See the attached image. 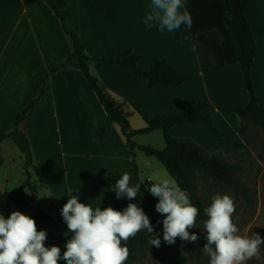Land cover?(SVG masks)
Returning a JSON list of instances; mask_svg holds the SVG:
<instances>
[{
    "label": "crops",
    "instance_id": "crops-1",
    "mask_svg": "<svg viewBox=\"0 0 264 264\" xmlns=\"http://www.w3.org/2000/svg\"><path fill=\"white\" fill-rule=\"evenodd\" d=\"M54 1L68 28L79 34L88 56L120 57L131 48L141 55L139 66L143 69L150 68L155 59H166L173 67L190 74L191 78L179 86L151 88L145 80L118 65L90 62V73L121 104L132 129L145 127V118L176 104L194 106L207 101L214 111L215 125L235 137L236 147L224 146V141L216 139L200 122L174 125L171 135L191 138L208 152L231 154L244 148L237 108L247 104L249 93L235 45L224 24L222 0H184L192 17L191 28L181 26L173 32H161L156 26L146 28L143 21L151 0ZM230 1L234 15H244L249 21L258 45L252 77L264 107V0ZM211 29L220 33L227 65L204 72L193 35ZM72 51L70 37L44 0H0V136L12 128L16 116L31 101L37 81L49 64L65 59ZM106 123V112L86 78L80 69L69 67L51 76L37 109L21 125L29 137L34 164L45 179L35 198L64 225L60 210L70 195L79 192V201L93 209L111 207L116 198L113 192L116 180L124 173L131 175L132 156L121 126L115 123L108 139L96 136V128ZM134 140L138 145L167 148L162 129L137 134ZM224 140L227 142L229 138ZM141 152L135 150L138 164L139 161L150 164L153 156L143 152V157ZM24 162L22 152L11 138L0 142V166L4 170L16 166L21 173L19 185L26 179ZM140 177L156 181L154 172L144 174L141 169ZM8 183L7 178L0 177L1 211L16 210L31 217L29 208L20 210L8 205V194L18 186L7 188ZM24 192L28 198L32 196L28 187Z\"/></svg>",
    "mask_w": 264,
    "mask_h": 264
},
{
    "label": "trees",
    "instance_id": "trees-1",
    "mask_svg": "<svg viewBox=\"0 0 264 264\" xmlns=\"http://www.w3.org/2000/svg\"><path fill=\"white\" fill-rule=\"evenodd\" d=\"M44 1L60 19L64 32L72 41L73 51L65 59L49 64L48 68L37 81L34 96L31 101L16 116L12 128L0 136V142L6 138H11L25 158L24 173L26 179L19 187L13 189L8 194V205H15L20 210L29 208L37 229L47 232V240L44 242L45 246H58L61 249V253H63L65 244L70 238L71 233L68 232L66 225L60 223L56 218L48 214L45 208L35 198L38 189L44 186L45 179L43 173L34 164L30 140L21 125L26 123L37 109L41 98L45 94L46 86L51 76L62 69L76 67L80 69L86 78L107 115V123L96 128V136L100 140L108 139L112 135L113 125L117 123L121 126L132 156L131 184H141L140 192L135 199H118L116 197L111 207L115 210L122 211L129 203L138 204L149 217L155 232L161 239V246L159 248L154 246L159 252V264H187L188 257L178 248L176 242L169 245L163 241L162 220L164 217L155 209L158 198L152 196L147 190L150 187L149 179L142 180L140 177V170L135 160V150L139 149L147 156L157 158L168 168L179 187L190 194L191 202L198 207L199 216L197 220L201 222L202 226L203 221L207 219L204 214L206 203L200 195L197 178H208L214 182L227 185L237 194H245L246 186L240 177V173L243 171L242 159L230 160L221 151L208 152L191 138L174 137L171 135L170 129L174 125L200 122L208 127L212 135L224 137L225 133L213 121L214 111L207 101H199L194 106L176 104L165 112L145 118V127L132 129L128 115L122 109L121 104L116 102L99 83L98 79L90 73V62L104 61L118 65L145 80L151 88L179 86L191 78L190 74L173 67L166 59H155L150 68L143 69L139 66L141 55L131 48L125 50L120 57H90L84 51L79 34L68 28L59 5L54 0ZM222 2L225 9L224 24L235 45L237 62L243 73L244 85L249 93L247 104L244 107L237 108V114L241 119L240 131L246 141L249 123H254L264 128V107L259 102L252 77V68L258 52V45L247 18L244 15H234L230 0H222ZM193 42L202 71L220 69L227 65L220 33L217 29H211L193 35ZM155 129L163 130L167 145L165 150L150 145H138L135 142V135L149 133ZM31 169L37 175L38 182L32 181ZM27 187L32 194L30 198L24 192ZM10 214V211H8L6 218ZM157 221H161V223L158 224ZM204 233L206 234V231ZM149 239L150 235L144 230L138 233L135 238L128 240L126 246L130 250V255L126 264H133L137 258L139 248L148 244ZM123 245L124 242L122 241ZM58 264H65V261L60 260Z\"/></svg>",
    "mask_w": 264,
    "mask_h": 264
},
{
    "label": "clouds",
    "instance_id": "clouds-1",
    "mask_svg": "<svg viewBox=\"0 0 264 264\" xmlns=\"http://www.w3.org/2000/svg\"><path fill=\"white\" fill-rule=\"evenodd\" d=\"M143 22L149 30L156 26L161 32H173L181 26L190 29L193 21L184 0H151ZM149 182L147 190L158 198L155 209L164 217L163 241L169 245L177 238L197 242L199 237L189 229L196 228L199 209L190 194L167 179ZM114 186L118 199L133 200L141 189L140 183L131 184L129 173L117 179ZM78 194L70 195L60 210L71 233L63 253L58 246H45L47 232L38 230L32 217L20 211H13L7 218L0 214V264H58L60 260L65 264H126L128 240L144 230L150 235L151 246H161L159 235L138 204L129 203L122 211L110 206L93 209L80 202ZM235 211V200L228 194L214 195L204 208L207 219L200 229L206 231V243L202 252L210 257L209 264H247L264 254V238L258 233L250 237L239 234L232 219Z\"/></svg>",
    "mask_w": 264,
    "mask_h": 264
},
{
    "label": "rangeland",
    "instance_id": "rangeland-1",
    "mask_svg": "<svg viewBox=\"0 0 264 264\" xmlns=\"http://www.w3.org/2000/svg\"><path fill=\"white\" fill-rule=\"evenodd\" d=\"M225 137L227 139L229 138V141L226 142V140H224ZM234 138L233 135L231 137L225 133L224 137H217L216 139L224 141V146L234 148L238 145ZM141 155L145 157L143 152H141ZM225 155L230 160L242 159L243 171L240 173V177L246 186L245 194H237L233 189L223 183L214 182L204 177H198L197 184L200 195L205 200L206 207L211 204L212 197L216 194H228L232 196L236 206V211L232 219L239 229V234L250 237L253 233H258L264 238V128L257 124L249 123L244 148L238 152L236 151ZM136 162L138 164L137 160ZM138 167L139 170L142 169L144 171V174L150 175L154 172L155 182L167 179L176 183L169 172H167L165 166L155 157L151 158L150 164L139 161ZM20 174L16 166H8L6 170L0 166V177L9 180L6 186L7 188L17 185V187L20 186L19 184L21 181H18ZM31 176L33 182H38V177L34 170L31 172ZM7 213L8 211H1L0 206V214L6 218ZM202 227L201 222L196 220V228L189 229L190 233H195L199 237L197 242L183 241L177 238L176 245L188 257L187 264H209L210 262V257L202 252L206 243V234L200 229ZM262 253H264V246H262ZM133 264H159L158 250L149 243L140 247L137 258ZM247 264H264V254L259 258L249 260Z\"/></svg>",
    "mask_w": 264,
    "mask_h": 264
}]
</instances>
